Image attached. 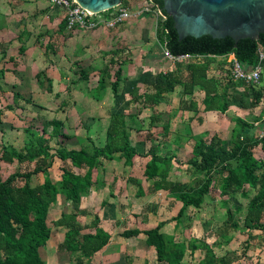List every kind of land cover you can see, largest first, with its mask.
<instances>
[{
	"label": "trees",
	"instance_id": "obj_1",
	"mask_svg": "<svg viewBox=\"0 0 264 264\" xmlns=\"http://www.w3.org/2000/svg\"><path fill=\"white\" fill-rule=\"evenodd\" d=\"M149 1L162 9L164 14V17L157 20L156 25L159 42L173 55L200 54L204 55V58L190 62L186 75L182 70L161 72L165 81L156 84L155 93L146 94L140 99L148 101L150 106L156 103L164 92L173 91L176 84H180L185 95L193 94L196 88L204 91V111H227L232 100L229 87L226 85L222 89L218 77L209 74L210 63L216 58L233 54L244 67H253L259 61V47L264 48V33L257 38H241L238 41L231 36L216 38L210 34L199 37L188 35L180 39L173 17L165 11L163 1ZM111 10L113 9L104 13ZM20 51H25V48L22 46ZM117 53L118 50L112 52L109 62L99 72L97 88L100 90L111 85L112 90L118 92L120 67L115 68L118 64ZM10 58L13 59L12 56ZM118 65H121V62ZM3 73L4 69L0 68V77ZM84 74L82 71V77L87 78ZM231 82L234 86L247 85L253 94L254 104L262 100L264 85L255 88L241 79ZM136 88L135 86L133 91ZM18 96L19 93L15 95L14 102L0 108V117L4 110L16 108ZM182 108L195 112L200 110L193 99ZM109 115L107 139L103 145L95 143L88 136L84 146H67L63 139L71 136L61 131L63 121L59 118L47 121L40 130L32 126L24 127L25 139L21 147L3 142L0 163L17 161L19 164L29 162L34 165L25 170L16 169L0 178V264H48L40 253V247L45 246L53 237L48 215L59 194L65 195L71 209L63 211L59 218L52 221L54 226L68 228L63 241L58 244V250L70 252L74 264H90L94 254L110 242L112 233L100 226L101 217L98 213H93V218L88 223L79 221V216L91 213L81 207V192L89 190L95 182L92 178L94 169L103 168L113 159L123 160L127 166L132 165L137 155L150 156L144 174L147 179L153 180L154 189L169 191L181 201L178 213L173 217L176 226L183 223L189 207L201 208L205 204V197L215 184L223 196L238 193L248 199L244 225L241 227L235 220L234 212L225 200V228L220 233V242L209 243L206 239L194 236L186 245L180 244L173 233L163 230L167 220H160L156 226L146 229L125 228L120 234L123 237H131L143 233L146 243L155 247L159 264H195L187 262L185 258L187 251L193 256L198 250L202 252V257L196 264H233L227 252L217 254L214 244H227L232 240L233 233L240 229L264 231V160L254 157V149L257 146L264 149V131L256 132L258 126L264 127V116L257 125L237 116L234 119L231 143L216 141L214 135L210 138L195 137L192 156L186 162L201 174V178L198 184L186 186L169 179L173 160L182 162L176 152L168 149L163 152L156 143L150 145L145 153L139 152L137 146L131 142L126 114L110 111ZM49 125L53 126L51 133L47 129ZM164 129H169V123L164 125ZM55 138L57 144L54 147L52 142ZM56 159L61 161L59 180H55L50 173ZM214 173H217V176ZM39 175H43V181L35 182ZM131 181L139 186L138 195H142L141 182L134 178H131ZM248 238H251V233H248Z\"/></svg>",
	"mask_w": 264,
	"mask_h": 264
},
{
	"label": "crops",
	"instance_id": "obj_2",
	"mask_svg": "<svg viewBox=\"0 0 264 264\" xmlns=\"http://www.w3.org/2000/svg\"><path fill=\"white\" fill-rule=\"evenodd\" d=\"M143 6L144 3L142 4V8ZM156 25L157 22L153 13L141 10V12H138L136 15L132 16L130 19L117 25L116 27L109 28L106 26H98L92 29L78 27L73 30H68L66 27V10L60 6L53 5L50 0H0V39L6 30H10L15 34L20 35L29 28V30H33L40 35L42 33L46 35V42L43 43V41H39L36 38L37 44L35 43L34 45L28 47L29 55H38L39 59H43V57H45V59H50L52 56L49 55L50 58H48V52L51 51L52 44H55L56 47L54 48L56 49L57 56H61L62 59L66 58L67 60L51 61L50 59V61H27V64L33 67L32 73L30 71L26 77L22 76V78L19 75H16L13 69H21L19 71L23 72L24 68H22V66L25 63L24 61H0V68L6 69L4 70L2 77H0V94L3 90L4 93L2 94H6L8 96L9 93H11L12 97L15 95L17 96V93H19V98L31 97V95L33 97L42 95L49 97L51 96V91L48 92L46 88L40 86L36 78L37 75L39 76L40 71L46 69L49 76H51L54 71H57V75H59L61 79L66 77L67 82L65 87L68 88L70 86L69 79H71V82L74 83V81L81 78L80 72L74 73L73 76L69 78V64L75 63L77 61L76 63L82 67H94L99 69L101 65L105 66V64L108 63V60L111 58V56L108 59L104 58V55L110 51L119 49L122 52L120 53L123 54L122 58H127V61H125L123 64L124 71L122 70V73H124V77H128L126 78V81L129 84V88L126 91L127 96L125 98L130 102L128 105L125 103L121 109H112V112L126 114V121L130 127L131 142L133 145L137 146L139 152H144V141L150 140L152 141L150 145L153 143L158 144L160 147L163 145L168 150L179 154L182 149V144L179 140L180 137L178 133L175 131L173 132L174 134L176 133L173 139L167 137L162 143H159V138L161 135L160 133H163L166 136L167 133H169L170 126L169 129H164V125H159L156 127L158 131L154 133L155 137H144V108L140 109L142 110L140 114L137 113L136 107L134 106V98L138 96L134 97L132 93H130L135 86L141 87L142 90L139 92L140 97L139 99H136L135 103H138L144 107V100H141L140 98L142 96L144 97V86L148 84V82H145L147 79H152L154 78L155 74L157 75L161 72L174 71L172 66H176L175 70H182L186 75L187 65L190 62L196 61V59H185V65H180L176 62L183 59L173 61L168 56H166V48L159 42L156 36ZM7 27L8 29H6ZM37 37L39 36L37 35ZM54 41H56V43ZM42 44L45 45L42 46ZM216 60H219V58H216ZM214 68H216V64L212 61L209 66L210 75L211 70ZM63 71L66 72L65 75ZM10 84L14 85L13 90L7 91V87ZM175 89L173 91H175ZM197 90L201 92V98L200 100H193L197 102V105L200 109L199 112L184 108L179 109L180 116H187V124L193 134L191 136L193 143L190 145L189 157L192 156L195 137L203 136L210 138V135L217 134L218 129L213 128V126L211 127L210 122L213 118L218 117L219 112L224 113L219 110L204 111L202 104L204 91L199 88L195 89V91ZM58 92L62 91L60 90ZM169 92L171 91L166 93ZM178 102L179 106L180 99H178ZM7 103L0 104V108H3ZM103 107L104 106L102 105H98L96 111L93 112V115L88 116V114H86L87 121L82 122L85 127H83L81 123L76 125L77 130H80L78 138L74 136L75 133L73 134L69 132V129L67 128L68 123L63 121V118L60 117L59 119L63 121L61 131L70 135L71 137L64 139L58 138V140L63 139L67 146L79 148L87 144V137L90 136L95 141V143L103 145L107 139V129L110 122V111L108 113L105 112ZM19 109L20 107L14 110L6 109L1 115L2 123H0V153L4 141L7 143H12L17 147H21L24 144L25 133L23 131V125H19L18 123H15V121L14 123L10 124L11 121L8 120L10 114L15 115ZM38 110L39 109L36 111V125L32 126V128L40 130L47 121L54 119V117L48 119L43 116L41 112L39 113ZM237 116H235L234 119ZM173 122H175L174 119ZM218 124L216 123V125ZM25 125L27 126V124ZM174 125L176 127L172 126V128L176 129L177 122L174 123ZM201 125H203V128L200 127ZM12 126H14V128H11ZM47 129L48 132L51 133L53 131V126L49 125L47 126ZM151 131H154V129H151ZM73 138H76L78 145L69 144V141H71ZM56 140L57 138L54 139V141ZM149 159L150 156L137 155L134 157L133 164L128 166L124 165L123 160L113 159L108 161L103 168L93 170L92 178L95 182L92 184L89 190L81 192V207L87 209L91 213L89 215H81L78 219L82 223H88L92 220L93 213H98L101 217L100 226L109 230L112 233V237L107 245L94 254L90 260L91 262H93L96 257L104 256L102 259L104 264H125L126 254L123 253L124 247H122L120 242H122V240H126V242H128L127 240H133L137 237H140V234L137 236L123 237L120 233L125 228L138 227L140 229H146L154 227L159 223L160 220L158 222L152 223L150 226L145 227L144 223L148 216H145L144 218V212L141 216L137 214L138 212H142V210H144V197H146L149 193L147 187L150 186V181L152 180L147 179L144 174L146 163L149 161ZM5 163L8 162L2 161L0 163L1 167ZM59 163H61L60 160L58 161V164ZM84 171L85 169H83V172ZM50 173L52 176L51 168ZM58 177L59 179L61 178V173ZM131 178L137 179L141 182L143 190L142 195H138L139 186L132 182ZM42 181L43 179L40 180V182ZM155 191L159 192L160 190ZM166 192L169 193V191ZM177 203L179 204L180 208L181 201L179 199H177ZM57 208L58 215L55 217V219L59 218L63 211H70L71 205L66 200L64 194H59L56 202L52 205L51 210H57ZM51 210L49 215L51 214ZM131 216L136 218V226H132L131 224V226L125 225L124 227L120 228L119 225H123L125 220H130ZM149 221H151V219H149ZM117 223L118 226L116 225ZM114 225H116L117 228L114 229ZM56 227H60L62 233L56 236L53 235V237L45 246L40 247L41 255L42 250H49L48 247L50 246L55 247V252L67 251H59L58 244L63 241L68 228L66 226ZM142 238L145 239L144 234ZM53 241H55V244ZM144 242L147 246L153 247L155 249L154 246L148 245L146 241ZM50 251H52V248L49 250L48 257H46L48 258L47 262L48 264H54L50 263L51 259H56L57 257ZM143 253V248L137 249L136 258L143 257ZM69 255L68 264H74V262L71 260L70 252ZM56 264H59L58 260ZM86 264H88V262H86Z\"/></svg>",
	"mask_w": 264,
	"mask_h": 264
},
{
	"label": "rangeland",
	"instance_id": "obj_3",
	"mask_svg": "<svg viewBox=\"0 0 264 264\" xmlns=\"http://www.w3.org/2000/svg\"><path fill=\"white\" fill-rule=\"evenodd\" d=\"M130 4L129 6L132 8L134 15L138 12L144 11L142 8V4L150 5L151 2L149 0H123L121 5ZM151 13V12H150ZM156 18V22L159 19L157 15L153 14ZM8 29V27L6 28ZM37 35L39 37H37ZM41 36V37H40ZM44 33L41 35L33 30H26L20 35L15 34L12 31L6 30L4 34H2V38L0 39V59L1 61H24L22 68H24L23 72L19 71L21 69H13L16 75H19L21 78L26 77L28 73L31 71L32 66L27 64V61H67L66 58L57 56L55 44H52L51 51L48 52V58L52 56L50 59H39L38 55H29L28 47L34 45L36 43V38L39 41H45ZM56 43V41H54ZM37 44V43H36ZM45 44H42L44 46ZM22 46L25 48V51L21 52L20 49ZM121 49V48H120ZM118 50L116 55L118 64L121 62V65H118L115 68L120 67V78L118 85V92L112 90V86L109 85L107 88L100 90L98 89V79L99 72L103 68L104 65H101L99 69L92 67H82L78 63L69 64V78L73 76L74 73L82 71L85 73L86 77H82L79 80L71 82L69 79V87L66 88V77H61L57 75V71L49 76L46 69L40 71V75L36 76L38 83L40 86L46 88L48 92L51 91V96H32L31 97H18V103L16 108L20 107L16 114H10L8 120L11 121L10 124L18 123L19 125L27 126H35L36 125V117H37V109L38 112L42 113L48 119L54 118H63V121L68 123L69 132L75 133V137L79 136V129L77 130V124L81 123L83 127H85L82 122L87 121L86 114L88 116L93 115V112L96 111L98 105H102L103 110L105 112L112 111V109H121L123 105L129 104V100L126 99V91L129 88V84L124 77V73H122L123 64L127 61V58H122V52ZM112 52L110 51L104 55V58L112 57ZM121 52V53H120ZM50 55V56H49ZM13 57L11 59L10 57ZM231 54L227 57H221L219 60H213L216 64V68L211 70V75L218 77L221 81V88L228 85L229 94L231 95V103L229 109L224 112L218 114V117H215L210 122V126L215 129H218V133L214 134L216 141H225L227 143H231L232 137V129L234 127V117L239 115L243 116L246 120L254 123H257L264 116V96L262 100L254 104L253 103V94L250 89H248L247 85L234 86L231 80L235 79L231 76ZM190 60V59H186ZM70 61V60H69ZM109 62V60H108ZM180 65H185V59L176 62ZM76 67V68H75ZM173 67V68H172ZM171 68L174 71L176 66H172ZM170 68V69H171ZM246 68V67H244ZM171 69V70H172ZM6 70V69H4ZM89 70V71H88ZM85 71H88L87 73ZM124 71V70H123ZM64 75L66 74L63 71ZM2 77V76H1ZM55 78V79H54ZM164 77L159 74H155L154 78L147 79L145 82H148L146 86H144V95L153 94L156 91V84L163 83ZM131 83V82H130ZM151 83V84H149ZM30 84V82H29ZM132 84V83H131ZM261 85H264V78L261 81ZM12 84L8 85L7 91L13 90ZM137 88L130 92L132 95L138 96L134 99V106L136 107L137 113L140 114L143 109L144 110V137H155L154 133L158 131L156 127L159 125H166L168 122L170 123L169 133L165 136L163 133H160V141L162 143L164 139L167 137L173 139L175 134L178 133L180 137V142L182 144V149L178 154V158L182 161L178 163L176 160H173V165L169 170V179L172 181L180 182L186 186H194L198 184L201 174L197 173L193 166L188 164L186 161L189 157L190 145L193 143V139L191 136L193 135L191 129L187 124V116H180L179 109L183 107L190 99L200 100L201 92L195 91L193 95H185L183 94V88L181 85L176 84L175 91H171L169 93H163L160 98L156 101V103L152 105H147L148 101L144 102L147 106H141L136 102V99H139V92L141 87L136 86ZM62 92H58V91ZM2 93L3 90L1 91ZM200 92V93H199ZM0 94V104H4L7 102H14V97H12L11 93L6 96L4 94ZM133 99V98H132ZM180 99V105L178 106ZM145 101V99H144ZM158 105V106H157ZM111 107V108H110ZM15 108V109H16ZM14 110V109H13ZM85 110V112H84ZM78 114V115H77ZM39 115V114H38ZM18 116V117H17ZM1 118V117H0ZM173 119L175 122H173ZM232 119V120H231ZM263 119V118H262ZM81 121V122H80ZM6 122V120H5ZM177 122V128L173 129L172 126H175L174 123ZM216 123L218 125H216ZM30 124V125H29ZM157 125V126H156ZM26 126V127H27ZM30 126V127H31ZM155 126V127H154ZM152 127V128H151ZM176 127V126H175ZM203 128V125L200 126ZM208 127V126H206ZM150 129V130H149ZM154 129V131H151ZM176 132L175 134L173 132ZM264 131V127L258 126L256 132L261 133ZM213 136L210 135V137ZM152 141L145 140L144 141V153L149 148ZM56 141L53 140V146H56ZM71 145H78V141L76 138L71 139L69 141ZM162 151L167 150L165 146H161ZM145 156V155H144ZM254 157L257 159L264 160V149L261 146H257L254 149ZM145 160V158H144ZM56 159L53 167H51L52 177L55 180L59 179V175L61 173V169L59 167ZM34 163L25 162L19 164L17 162L13 163H5L0 169V178H4L10 172L21 169L25 170L28 168H32ZM217 176V173H214ZM58 177V178H57ZM42 175H39L38 178L35 179V182H40L42 180ZM149 193L146 197H144V210L142 212H138L139 216L144 212L145 216H148L151 221L147 218L144 223V226H150L154 222H158L161 219L167 220L166 225L164 226V230L167 233H173L180 244L186 245L191 237H200L206 239L209 243H214L215 241H222V237L220 236L221 231L225 228V219H226V206L224 201L228 202V206L233 210L234 218L239 222L241 227L244 225V216L246 211V206L248 199L240 196L238 193L230 194V195H221L218 185L215 184L210 192L205 197V204L201 208L189 207L186 211L184 220L182 224H178L176 226V221L173 217L178 213L179 204L177 203V198L170 193H167L164 190H160L156 192L153 188V182L150 181V186L147 187ZM175 197V198H171ZM94 212V211H92ZM58 215L57 210H51V214L48 217V222L51 225L52 233L54 236L60 235L62 233L60 227H56L53 225L52 221ZM85 219V218H83ZM125 220V219H124ZM123 220V221H124ZM33 224L35 225V221L33 220ZM136 226V218L131 216L130 220H125L123 225H119L120 228L127 226ZM118 226V223L116 224ZM114 225V229L117 228ZM248 233H251V238H248ZM234 236L231 241L227 242V244L222 243V245H215L214 248L218 255L224 254L225 252L232 258L233 264H264V231L259 229L246 230L240 229L233 233ZM143 234H140V237H137L133 240H122L120 244L124 247V254H126L125 264H159L156 259V252L153 247L147 246L145 244V239L142 238ZM52 241V240H51ZM55 241H53L54 243ZM55 244V243H54ZM54 246V245H53ZM144 246V247H143ZM53 255L57 258L51 259L50 263H58L59 264H68L69 262V252H55V247H48ZM144 253L143 257L136 258V250L142 249ZM49 250L43 249L42 255L48 260ZM104 257V256H103ZM103 257H96L93 262L90 261V264H104ZM202 257V252L200 250L196 251L192 256L189 251H187L185 260L187 262L197 263Z\"/></svg>",
	"mask_w": 264,
	"mask_h": 264
},
{
	"label": "water",
	"instance_id": "obj_4",
	"mask_svg": "<svg viewBox=\"0 0 264 264\" xmlns=\"http://www.w3.org/2000/svg\"><path fill=\"white\" fill-rule=\"evenodd\" d=\"M94 12L114 8L123 0H75ZM173 17L179 38L210 34L257 38L264 33V0H162ZM162 10V9H161Z\"/></svg>",
	"mask_w": 264,
	"mask_h": 264
},
{
	"label": "built area",
	"instance_id": "obj_5",
	"mask_svg": "<svg viewBox=\"0 0 264 264\" xmlns=\"http://www.w3.org/2000/svg\"><path fill=\"white\" fill-rule=\"evenodd\" d=\"M55 6H60L66 10V27L68 30H73L75 28L81 27L86 29L96 28L98 26H106L109 28L116 27L117 25L130 19L134 12L132 8L128 5H118L113 10L104 13L90 11L89 9L81 6L75 0H50ZM110 10V9H108ZM143 10L146 12H151L157 17H164L162 10L151 3L143 6ZM259 61L253 67L244 68L242 63L231 54V76L235 80H243L245 83L258 88L261 85V81L264 78V48L262 46L258 49ZM165 54L171 60L177 61L181 59H196L202 60L204 55H194V54H184V55H173L169 50L165 49Z\"/></svg>",
	"mask_w": 264,
	"mask_h": 264
}]
</instances>
